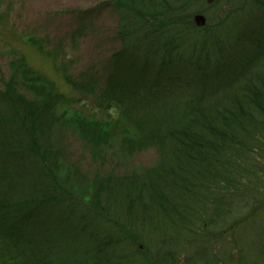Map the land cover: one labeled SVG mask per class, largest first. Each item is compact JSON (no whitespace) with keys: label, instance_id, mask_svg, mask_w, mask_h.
Listing matches in <instances>:
<instances>
[{"label":"trees","instance_id":"obj_1","mask_svg":"<svg viewBox=\"0 0 264 264\" xmlns=\"http://www.w3.org/2000/svg\"><path fill=\"white\" fill-rule=\"evenodd\" d=\"M173 1H118L122 49L101 99L134 133L121 138L124 151L157 150L141 173L96 174L85 185L77 169L62 175L51 142L59 97L24 61H9L8 80L0 75V264H138L135 252L180 264L175 249L193 245L190 231L231 213L226 192L264 142V29L249 28L264 22V0H214L203 28L193 22L203 0ZM81 114L68 120L80 139L107 145L109 122Z\"/></svg>","mask_w":264,"mask_h":264},{"label":"rangeland","instance_id":"obj_2","mask_svg":"<svg viewBox=\"0 0 264 264\" xmlns=\"http://www.w3.org/2000/svg\"><path fill=\"white\" fill-rule=\"evenodd\" d=\"M118 1L0 0V75L8 80L9 60L20 59L45 89L57 94L55 112L60 121L51 132V142L61 153L60 173L77 169L83 185L96 174L141 173L158 162L153 147L132 153L122 149L121 138L134 133L116 109L101 99L114 56L122 49L118 29L124 8ZM152 1L175 4L173 0ZM202 2L197 8L207 20L215 17L214 8L206 0ZM254 24L251 22L249 28ZM263 58L264 54L259 61ZM80 113L109 122L107 145L93 150L80 139L68 122ZM260 144L258 151L242 162L248 167L257 163L255 170L243 167L237 185L226 192L232 196L231 213L190 231L185 241L193 245L180 243L175 249L180 264H264V159L258 156L264 151V142ZM135 253L138 264H153Z\"/></svg>","mask_w":264,"mask_h":264},{"label":"water","instance_id":"obj_3","mask_svg":"<svg viewBox=\"0 0 264 264\" xmlns=\"http://www.w3.org/2000/svg\"><path fill=\"white\" fill-rule=\"evenodd\" d=\"M211 1L212 0H207L208 3L211 2ZM193 21H194L195 25L198 26V27H202L206 23L205 17L202 14H200V13L194 15Z\"/></svg>","mask_w":264,"mask_h":264},{"label":"bare ground","instance_id":"obj_4","mask_svg":"<svg viewBox=\"0 0 264 264\" xmlns=\"http://www.w3.org/2000/svg\"><path fill=\"white\" fill-rule=\"evenodd\" d=\"M240 18V17H239ZM254 27H258V28H261V29H264V22H259V23H256V24H254ZM251 29H253V28H251ZM257 29V28H256ZM242 59H241V61H242V64L243 65H247L248 66V64H250V63H252L251 61L252 60H248L247 58H246V56L245 55H243V56H240Z\"/></svg>","mask_w":264,"mask_h":264}]
</instances>
